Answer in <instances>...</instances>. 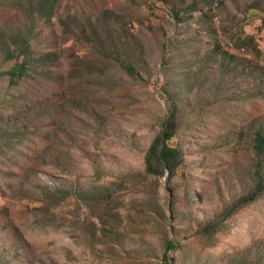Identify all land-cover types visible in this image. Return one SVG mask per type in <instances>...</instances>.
<instances>
[{"label": "rangeland", "instance_id": "obj_1", "mask_svg": "<svg viewBox=\"0 0 264 264\" xmlns=\"http://www.w3.org/2000/svg\"><path fill=\"white\" fill-rule=\"evenodd\" d=\"M260 134L264 0H0V264H264Z\"/></svg>", "mask_w": 264, "mask_h": 264}, {"label": "trees", "instance_id": "obj_2", "mask_svg": "<svg viewBox=\"0 0 264 264\" xmlns=\"http://www.w3.org/2000/svg\"><path fill=\"white\" fill-rule=\"evenodd\" d=\"M56 5V4H55ZM22 68H14L13 75L18 76L22 72ZM131 74H133V69L129 68ZM177 132V107L172 103L169 108L168 117L164 122L163 132L158 135L152 145L150 146L148 153L146 155L147 170L152 171L153 167H172L179 162V150L170 146L169 142L175 137ZM256 148L259 153L264 152V135L260 134L257 138ZM264 191V185L261 183L252 190V192L240 200L236 209L241 208V206L253 203L258 197L261 196ZM232 210H230L231 212ZM217 225L215 223L209 224L208 228H205L207 234H214ZM213 228L215 230H213Z\"/></svg>", "mask_w": 264, "mask_h": 264}]
</instances>
